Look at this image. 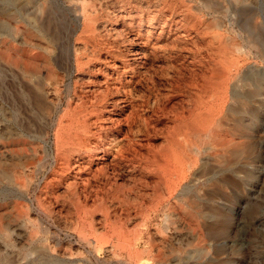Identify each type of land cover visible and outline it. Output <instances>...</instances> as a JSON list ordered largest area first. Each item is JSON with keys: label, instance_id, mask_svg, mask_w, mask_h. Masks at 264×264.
<instances>
[{"label": "rangeland", "instance_id": "1", "mask_svg": "<svg viewBox=\"0 0 264 264\" xmlns=\"http://www.w3.org/2000/svg\"><path fill=\"white\" fill-rule=\"evenodd\" d=\"M90 8L99 9L101 42L112 40L119 31L123 41L108 57L102 52L109 64L100 73L82 74L69 66L80 45L70 32ZM128 31H132L131 38ZM29 33L34 47L25 40ZM138 34L140 42L149 39L167 48L159 52L164 57L161 61L155 62L154 56L148 61L149 76L144 68L136 67L135 77L129 71L132 62L128 59L133 57L129 51L149 53L151 49L132 44ZM219 47L223 51L217 55ZM263 51L264 0H0V222L4 226L0 229V264H264ZM30 55L45 72L44 59L51 60L50 68L64 81L65 94L53 113L52 100L42 99L25 77L21 62ZM17 59H22L20 65ZM224 61L235 62L233 80ZM249 72L254 75L250 84L242 80ZM77 77L88 90H108L110 101L95 127L101 143L96 149L94 144L99 141L93 140L90 146L98 153L85 157L81 171H109L119 151H126L129 160L119 177H111L118 189L105 185L97 196L88 198L80 181L91 172L80 178L74 165L80 161L77 154L72 156L73 170L67 179L58 180L61 161L56 130ZM146 77L154 78V88ZM230 83L243 99L234 103L229 97L224 104L228 93L224 88ZM220 84L223 90L217 89ZM257 89L260 96L254 97ZM113 100L122 103L126 115L133 110L129 103L135 105L134 129L129 135L124 116L112 109ZM230 107L238 111V117L228 115ZM201 113L204 116L197 127L203 139L192 135L184 143L192 161L198 158L195 150L204 153L190 172L186 195L174 200L171 209L165 206V211L153 214L150 208L160 201L152 197L154 178L138 168L150 165L154 156L176 153L171 141L178 137L176 126L182 124L176 119L185 115L189 123ZM217 114L219 122L211 123ZM228 141L236 146L234 153L226 149ZM99 155L104 160L96 164ZM132 166L138 170L130 172ZM69 180L79 183L76 197L81 207L77 210L75 197L66 192ZM144 181L151 188L142 185Z\"/></svg>", "mask_w": 264, "mask_h": 264}, {"label": "bare ground", "instance_id": "2", "mask_svg": "<svg viewBox=\"0 0 264 264\" xmlns=\"http://www.w3.org/2000/svg\"><path fill=\"white\" fill-rule=\"evenodd\" d=\"M90 1V0H89ZM98 1V0H97ZM134 1V0H133ZM158 1V0H157ZM30 2V1H29ZM86 2V1H85ZM88 2V1H87ZM86 2V3H87ZM93 2V1H92ZM131 2V1H130ZM91 3V2H90ZM75 4V3H74ZM96 4V3H95ZM94 5V4H93ZM99 6V4H96ZM101 5V4H100ZM87 6V5H86ZM95 6V5H94ZM170 6V5H169ZM101 7V6H100ZM99 7V8H100ZM105 7V6H104ZM97 11L99 10L98 8H96ZM102 10V9H101ZM109 10V9H108ZM119 10V8H118ZM117 10V11H118ZM96 10L93 9H88V11L86 12L85 10L83 11V19L82 22L80 23V25L77 27V29L73 30L71 33V37L75 38L77 37V41L79 42L80 45H77L74 52H75V56L74 58H70V62H69V66L75 67L76 70L78 72H81L82 74L86 73H91V72H99L101 71L102 66H107L109 63L107 62L108 58L104 59L102 58V52L105 51L106 52V57H108L107 55L110 54L112 52L113 49L117 48L119 49L120 44H122L123 41V35L120 33H117V35L115 36V38L113 37V39L110 40H103L101 42V34H100V30L102 28V25L99 23V17H98V12ZM82 12V11H81ZM103 12V11H102ZM110 12V11H109ZM119 13V12H118ZM156 13V12H155ZM29 14V13H28ZM120 14V13H119ZM118 14V15H119ZM134 14V13H133ZM168 14V13H167ZM107 15V14H106ZM127 15V14H126ZM151 15V14H150ZM118 17V16H117ZM101 18V17H100ZM116 18V17H115ZM166 18V17H165ZM105 19V18H104ZM37 20V19H36ZM103 20V19H102ZM33 22V21H32ZM37 24V23H36ZM115 24V23H114ZM217 24V21H216ZM45 26V25H44ZM129 29L132 28L131 26H128ZM207 27V26H206ZM217 27V26H216ZM34 28V27H33ZM45 28V27H44ZM48 28V27H47ZM208 28V27H207ZM120 29V28H119ZM212 29V28H211ZM127 30V29H126ZM40 31V30H39ZM42 31L44 32V29H42ZM105 31V30H104ZM114 31V30H113ZM122 31V30H121ZM38 32V31H37ZM109 32V31H108ZM107 32V33H108ZM132 31H128L126 32V34L128 35L127 37H132L131 34ZM15 32V36H16ZM77 33H79V35H77ZM102 33V32H101ZM43 34V33H42ZM106 34V33H105ZM110 34V33H109ZM216 34V33H214ZM125 35V34H124ZM221 35V34H220ZM219 35V36H220ZM51 36V35H50ZM104 36V35H103ZM199 36V35H198ZM214 35H212L213 37ZM26 41L28 42L29 45H31L32 47H34L32 40H33V35L31 33L27 34L26 36ZM36 37V36H35ZM109 37V35H108ZM126 37V36H125ZM211 37V36H210ZM211 37V38H212ZM41 38V36H40ZM105 38V37H104ZM216 38V37H215ZM37 39V37H36ZM129 39V38H127ZM140 36L138 34V36L133 37L131 39L132 44L136 47L139 48V45H141V49H146L147 47H150V52L148 53H143L144 51H142V53H139V51L137 50H130L129 53H132L133 56L130 59H128V62H132L129 64V71H131L130 73L132 74V77H135L136 74H138V70L136 67L138 68H144L145 69V74L146 72L149 73V64L148 61H151V57L154 56L155 57V62L157 61H161V59H163L164 57H160L161 54L159 55V52L161 50H164L167 52V48L166 46H161L160 44H152L151 40H147L146 42H140ZM214 40V39H213ZM212 41V40H211ZM130 42V41H129ZM140 42V43H139ZM225 42V41H224ZM214 43V42H213ZM235 43V42H234ZM48 44V43H47ZM78 44V43H77ZM211 44V42H210ZM216 44V43H215ZM214 44V45H215ZM223 44V43H222ZM232 44V43H231ZM224 45V44H223ZM235 45V44H233ZM169 46V45H168ZM213 46V45H212ZM218 46V45H217ZM216 46V47H217ZM226 46V45H225ZM229 46V45H228ZM231 46V45H230ZM239 46V45H238ZM171 47V46H170ZM232 47V46H231ZM237 47V46H236ZM128 48V47H127ZM240 48V47H239ZM15 49V48H14ZM217 50H215V52H217L218 54H222V51L219 48H216ZM224 49V48H223ZM170 50V49H168ZM227 50V49H226ZM239 50H243L242 48H240ZM16 51V50H15ZM14 51V52H15ZM17 52V51H16ZM171 52V51H170ZM244 52V51H243ZM264 52V51H263ZM28 53V52H27ZM26 53V54H27ZM46 53V52H45ZM213 53V52H212ZM15 54V53H13ZM124 54V53H123ZM216 54V53H215ZM225 54V53H223ZM227 54V53H226ZM237 54V53H236ZM34 55V54H33ZM9 56V55H7ZM17 56V55H16ZM22 56V55H21ZM111 56V55H110ZM167 56V55H166ZM215 56V55H214ZM45 57V56H44ZM43 57V58H44ZM113 57V56H112ZM174 57V56H173ZM41 58V59H43ZM46 58V57H45ZM51 58V57H49ZM210 58V57H209ZM9 59V58H8ZM19 59V58H18ZM17 59V60H18ZM40 59V58H39ZM40 59V60H41ZM125 59V58H124ZM168 59V58H167ZM10 60V59H9ZM16 60V61H17ZM22 61V59H20ZM20 60H18L16 62V64L20 65ZM45 60V65H43V70L45 71H41L40 69V65L37 64L36 62V57L35 56H28V58L26 59V61H22V67L24 69V74L26 79L28 80V83L34 87L37 88L38 91H40L41 96L43 97L42 99L48 100L51 99L52 100V104L54 106V109L52 110V113L58 109L59 107V103H61V99L65 94V85H64V81L62 78H59V75L56 72V69L53 70L50 68L51 65V60L49 61V59H44ZM43 60V61H44ZM215 60V59H213ZM42 61V60H41ZM239 61V60H238ZM40 62V61H39ZM59 62V59H58ZM240 62V61H239ZM216 63V62H215ZM225 65H229L228 68V76L230 78V80L234 79V74H233V69L235 68V62L231 61V62H226L224 61ZM107 64V65H106ZM210 64V63H209ZM219 64V63H218ZM152 65V64H151ZM241 65V64H239ZM59 66V65H58ZM68 66V67H69ZM145 66V67H144ZM212 66V65H211ZM219 66V65H218ZM17 67V65H16ZM153 67V66H152ZM216 67V66H215ZM241 67V66H240ZM128 68V66H127ZM151 68V67H150ZM211 68V67H210ZM16 69V68H15ZM14 69V70H15ZM20 69V68H18ZM58 69V68H57ZM240 69V68H238ZM22 70V69H21ZM103 70V68H102ZM126 70V69H125ZM216 70V69H215ZM214 70V71H215ZM18 71V70H17ZM152 71V70H151ZM59 72V71H58ZM226 72V71H225ZM239 72V71H238ZM237 72V73H238ZM80 73V74H81ZM212 73V71H211ZM210 73V74H211ZM235 73V74H237ZM81 74V75H82ZM129 74V73H128ZM151 74V73H150ZM155 74V72H154ZM213 74V73H212ZM96 75V74H95ZM147 75V74H146ZM62 76V75H61ZM149 76V75H147ZM254 75H251V73H247L242 77V80L249 83L251 81V78H253ZM24 77V76H22ZM19 78V76H18ZM76 78V77H75ZM149 78V77H148ZM146 77V79L144 78L145 81H149L150 85H152V87H155V83L153 81V77H150L148 79ZM153 78V79H152ZM207 78V76H206ZM238 78V77H237ZM17 79V78H16ZM81 80L79 77H77L76 80V85H74V89L72 94L69 95V100L67 102V112L65 114L64 117H62L63 119L60 121V123L57 126V130H56V139H57V157L58 159H60L61 162H59L60 164V171L61 173L59 174L60 178L58 180H65L67 179V176L69 175V172L71 170H73L72 166L73 164H71V159L73 154H77L78 157H80V161L78 160V165L74 164L77 169L79 170V176L80 178L84 175H89L87 174V171H90L91 169H87V171H81V169H84L83 167V162L85 160V157L91 158L92 153L97 152V150H92L90 149V146L94 143L93 140L95 141H99L96 142L94 144V147H98V144L101 143L100 141V134L98 131H96L95 127H96V123L98 122V118L99 116H101L102 111H104V108L108 106L109 102L107 101L108 96H109V91H103V90H88L86 88L83 87V83H81ZM93 80V79H92ZM143 80V81H144ZM237 80V79H236ZM91 81V80H90ZM142 81V82H143ZM147 81V82H148ZM241 81V80H240ZM89 82V80H88ZM93 82V81H92ZM24 83V82H23ZM94 83V82H93ZM146 83V82H145ZM207 83V82H206ZM205 83V84H206ZM215 82L213 81L212 84H214ZM90 84V83H89ZM88 84V85H89ZM250 84V83H249ZM101 85V84H100ZM208 85V84H207ZM106 86V85H105ZM211 87V86H209ZM151 88V86H150ZM204 88V87H203ZM224 86L223 84H220V87H218L217 89L219 90H223ZM237 88V87H236ZM135 89V88H134ZM205 89V88H204ZM225 92L226 93L225 97H223V103L227 104L225 102H227L230 98H232V101L235 102H239L240 100L243 99V97L240 95V93L235 89V86L233 84L230 83L229 87H225ZM35 90V89H34ZM106 90V89H105ZM260 90V89H259ZM258 89L254 92V97L256 96H260V93ZM29 91V90H28ZM27 91V92H28ZM217 91V90H215ZM31 92V91H30ZM218 92V91H217ZM230 93V95H229ZM219 94V92H218ZM32 95V93H31ZM251 95V94H250ZM249 96V95H248ZM252 96V95H251ZM230 97V98H229ZM31 98V97H30ZM212 98V97H211ZM125 99V98H124ZM129 99V98H128ZM38 100V99H37ZM132 100V99H131ZM129 100V101H131ZM218 100V99H217ZM44 101V100H43ZM124 102V100H122ZM127 101V100H126ZM231 101V100H230ZM33 103V102H32ZM41 103V102H40ZM129 103V102H128ZM42 104V103H41ZM45 104V103H44ZM43 104V106H44ZM112 104V109L115 111H118L120 113H122V115L124 116V120L126 122V125H128V135L129 133H132L134 129L133 124L134 123V118H135V105H133L132 101L131 103H129L131 106V108L133 107V110L126 115L125 113V107L120 106V104H118V102H115L113 100ZM128 104V105H129ZM246 104V103H245ZM36 105V104H35ZM46 105V104H45ZM124 105H127L124 103ZM133 105V106H132ZM236 105V104H234ZM40 106V105H39ZM38 106V107H39ZM42 106V105H41ZM224 106V105H223ZM45 107V106H44ZM36 108V107H35ZM108 108V107H107ZM224 108V107H222ZM110 109V108H109ZM106 111V110H105ZM111 111V109H110ZM109 111V112H110ZM40 112V110H39ZM222 112V111H220ZM65 113V112H64ZM111 113V112H110ZM124 113V114H123ZM116 114V113H115ZM233 115V117H238V111L236 109H234V107H230L228 109V115ZM4 115V114H3ZM223 115V114H222ZM103 116V115H102ZM101 118L99 119H102ZM120 116V115H119ZM122 116V118H123ZM190 116V115H189ZM204 115L199 114L194 118V121L189 122L188 123V117H185V115H183L181 118L176 119V123L177 122H182L181 125L176 126L178 128L177 131V138L174 137L171 141L172 143V148L175 149L174 152L176 153H172V151H167L165 153H163L160 156H154L150 161V165H147L146 167H139L138 169L141 170L142 173L147 174L149 177L154 178V185H153V194L152 197L159 199L160 201L153 207L150 208L152 209L151 212L153 214H160L161 212L165 211V206L167 208H170L173 206V202L174 200H180V198H184L186 195V191L188 188V180H189V175L190 172H192V168L193 166L198 167V158L204 154L202 153L199 149L195 150L197 151V157L195 159V161H192V158L190 157L189 151H187V148L189 146H185V139L192 136V135H196V136H200L203 135L200 131L198 130V124L200 122H202V118ZM52 117V116H51ZM46 118V117H45ZM212 119L210 120L211 123H218L219 122V114H217L216 116L211 117ZM205 119V118H204ZM100 121V120H99ZM235 121V120H234ZM112 122V121H111ZM121 122V121H120ZM187 122V123H186ZM237 122V121H236ZM113 123V122H112ZM123 123V122H122ZM10 124V123H9ZM8 124V125H9ZM99 125V124H98ZM97 125V126H98ZM115 125V124H114ZM113 125V126H114ZM119 125V124H118ZM117 125V126H118ZM116 126V128H117ZM121 126V124L119 125ZM217 126V125H216ZM101 127V126H100ZM127 127V126H126ZM11 128V127H10ZM14 128V127H13ZM102 128V127H101ZM109 127V131H110ZM119 128V127H118ZM121 128V127H120ZM233 129V128H232ZM245 129V128H244ZM107 130V129H106ZM221 130V129H220ZM5 131V130H4ZM102 131V130H101ZM222 131V130H221ZM220 131V132H221ZM232 131V130H231ZM1 132V129H0ZM107 132V131H105ZM118 132V131H115ZM121 132V131H120ZM124 133V131H122ZM226 132V131H224ZM18 133V132H17ZM209 133V132H208ZM12 134V133H11ZM106 134V133H105ZM205 134V133H204ZM214 134V133H213ZM222 134V133H221ZM220 134V135H221ZM3 135V134H2ZM127 135V134H126ZM207 135V134H206ZM205 135V137H206ZM210 135V134H209ZM218 135V134H217ZM1 136V134H0ZM11 136V135H10ZM215 136V134H214ZM228 136V135H227ZM12 137V136H11ZM98 139H97V138ZM199 137V139H200ZM217 137V136H216ZM215 137V139H216ZM230 137V136H229ZM1 138V137H0ZM19 138V137H17ZM62 138V139H61ZM96 138V139H95ZM207 138V137H206ZM219 138V137H217ZM221 138V137H220ZM219 138V139H220ZM223 138V137H222ZM198 139V138H197ZM201 139H203L201 137ZM200 139V140H201ZM214 139V140H215ZM191 140V139H190ZM213 138L211 139V142L213 143ZM13 141V140H12ZM10 141V142H12ZM17 140H15L16 142ZM19 141V140H18ZM17 141V142H18ZM218 142H220L219 140H217ZM224 142V140H222ZM221 141V142H222ZM226 141V140H225ZM199 142V141H198ZM210 142V143H211ZM215 142V141H214ZM4 143V142H3ZM190 141L188 142L189 145ZM9 144V142H8ZM7 144V145H8ZM13 144V143H12ZM18 144V143H16ZM215 144V143H213ZM225 144V143H223ZM10 145V144H9ZM204 145V144H203ZM15 146V144H14ZM218 146V145H217ZM195 147V146H194ZM192 147V148H194ZM212 147V145H211ZM215 147V145H214ZM226 149H228V151H231L232 153L235 152L236 150V146L232 145L231 142H226L225 144ZM5 148V147H4ZM16 148V147H15ZM21 148V147H20ZM100 148V147H99ZM210 148V147H209ZM7 149V148H6ZM10 149V148H9ZM8 149V150H9ZM13 149V148H12ZM11 149V150H12ZM17 149V148H16ZM25 149V148H24ZM97 149V148H96ZM101 149H98V151ZM206 150V149H205ZM207 150H211V149H207ZM1 151V150H0ZM14 151V150H13ZM11 151V152H13ZM194 151V150H193ZM23 152V151H22ZM105 153L107 151H104ZM133 153L136 154V151H131ZM4 153V152H3ZM98 153V152H97ZM126 153V151H119L116 153V155H114V158L112 160V167L110 168V170L108 171L107 168H99L98 170H94L93 172H91L90 177H85V179L81 180L80 182L82 183V187H83V191L85 193L86 198L92 196L93 194L95 196L98 195L100 189H102L103 186L105 185H109L111 186V188L113 189H118L119 187L116 184H111V177H119L121 174V171L123 170V167L126 166V162H129L128 157H126L124 154ZM216 153V152H215ZM221 153V152H220ZM230 153V152H229ZM12 154V153H11ZM177 154V155H175ZM191 154H192V150H191ZM217 154V153H216ZM223 154V153H222ZM16 155V154H15ZM18 155V154H17ZM219 155V154H218ZM204 156V155H203ZM222 156V155H221ZM234 156V155H233ZM15 157V156H14ZM23 157V156H22ZM5 158V157H4ZM21 158V157H20ZM57 159V160H58ZM77 159V158H76ZM2 160V159H1ZM22 160V159H21ZM104 158L101 157L100 155L97 156L94 159V163L98 164L97 162L103 161ZM220 160V159H219ZM7 161V160H6ZM20 161V160H19ZM59 161V160H58ZM215 161V160H214ZM12 162V161H11ZM133 162V161H131ZM220 162H222L220 160ZM87 163V162H86ZM102 162H100L101 164ZM215 163H217L215 161ZM218 164H221L222 167V163H217V166H219ZM0 166L2 167V164H0ZM59 166V165H58ZM83 166V167H82ZM87 167V166H86ZM95 167V166H94ZM4 169V168H3ZM75 169V167H74ZM137 167L132 166V169L130 172H136ZM194 169V168H193ZM2 170V169H1ZM5 170V169H4ZM110 172V173H109ZM123 172V171H122ZM74 173V171H73ZM127 173V172H126ZM7 174V173H6ZM10 174V173H9ZM12 174V173H11ZM124 174V173H123ZM13 175V174H12ZM75 175V173H74ZM6 176V175H5ZM56 176V175H55ZM76 176V175H75ZM78 176V177H79ZM143 176V175H142ZM147 176V177H148ZM77 177V178H78ZM3 178V177H2ZM10 178V177H9ZM142 178V177H141ZM69 179V178H68ZM146 180V178H144ZM149 179V178H148ZM77 180V179H76ZM115 180V179H113ZM70 181V180H69ZM71 180L70 183L66 182L67 184V194L70 196L75 197L76 202H75V208L76 210L78 208L81 207L80 204V198L76 197L78 196L77 192H78V184L76 181ZM151 182V179L149 180ZM190 181V180H189ZM59 183V182H58ZM153 183V182H152ZM151 183V184H152ZM191 183V181H190ZM61 184V183H60ZM142 185H144L146 188H151L149 187L147 182H141ZM65 185V184H64ZM66 187V186H65ZM80 188V187H79ZM150 190V189H149ZM152 190V189H151ZM109 191V190H108ZM125 192V191H124ZM149 193V192H148ZM118 194V193H117ZM126 194L128 195V193L126 192ZM80 195V194H79ZM120 195V194H118ZM150 195V194H149ZM148 195V196H149ZM115 196V195H114ZM124 197V196H123ZM122 197V198H123ZM150 197V196H149ZM115 198V197H114ZM148 198V197H147ZM146 198V199H147ZM191 198V197H190ZM195 200V199H194ZM121 201V200H120ZM187 201V200H186ZM196 201V200H195ZM194 202V201H193ZM121 204V202H119ZM124 203V202H123ZM197 204V201L194 202ZM118 204V202H117ZM119 205V204H118ZM194 205V204H193ZM197 208V207H196ZM171 209V208H170ZM198 209V208H197ZM183 211H186V208L182 209ZM169 211V210H168ZM185 212V213H186ZM181 213V212H179ZM174 214V213H173ZM155 215V216H156ZM170 215V213H169ZM150 216V215H149ZM167 216V215H166ZM165 216V217H166ZM179 216V215H178ZM176 216L175 219L178 217ZM181 216V215H180ZM185 216V215H184ZM183 217V216H182ZM4 218V217H3ZM6 218V217H5ZM147 218V217H146ZM168 218V217H167ZM173 218V217H172ZM186 218V217H185ZM2 219V218H0ZM254 219V216H253ZM256 219V218H255ZM154 220V219H153ZM180 220V218H179ZM185 220V219H184ZM4 222V221H3ZM6 222V221H5ZM147 222H150V219H147ZM11 223V222H9ZM20 223V222H19ZM17 223V224H19ZM23 223V222H22ZM151 223V222H150ZM8 224V223H7ZM16 224V225H17ZM27 224V223H26ZM29 224V223H28ZM34 224V223H33ZM32 224V225H33ZM176 224V223H175ZM178 224V222H177ZM6 226V224H4ZM13 225V224H12ZM15 225V223H14ZM22 226V225H21ZM30 226V225H29ZM86 226V225H85ZM2 227H4L2 225V223L0 222V229H2ZM18 227V226H17ZM20 227V226H19ZM36 227V226H35ZM147 227V226H146ZM22 228V227H21ZM38 228V227H37ZM6 230V227H5ZM100 231V230H99ZM85 232V231H83ZM97 232V231H96ZM13 233V232H12ZM94 233V232H93ZM31 234V232H30ZM87 234V233H86ZM105 236V235H104ZM84 237V241H85ZM89 238V237H88ZM87 239V238H86ZM118 239V238H117ZM116 239V240H117ZM29 240V239H28ZM27 240V241H28ZM95 240V239H94ZM87 241V240H86ZM113 241V240H112ZM119 241V239H118ZM31 241H28V243H30ZM88 242V241H87ZM92 242V241H89ZM97 242V241H95ZM37 243V242H36ZM102 243V242H101ZM90 243H87V245ZM113 244V243H112ZM91 245V244H90ZM88 245V246H90ZM102 245V244H101ZM114 245V244H113ZM132 247V245H131ZM134 247V246H133ZM92 248V247H91ZM132 256V255H131ZM133 257V256H132ZM131 257V258H132ZM133 260V259H132Z\"/></svg>", "mask_w": 264, "mask_h": 264}]
</instances>
